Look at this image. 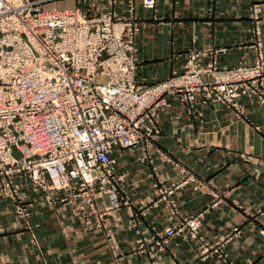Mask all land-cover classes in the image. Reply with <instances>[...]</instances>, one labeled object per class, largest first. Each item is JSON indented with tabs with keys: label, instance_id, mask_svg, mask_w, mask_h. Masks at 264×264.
<instances>
[{
	"label": "crops",
	"instance_id": "1",
	"mask_svg": "<svg viewBox=\"0 0 264 264\" xmlns=\"http://www.w3.org/2000/svg\"><path fill=\"white\" fill-rule=\"evenodd\" d=\"M82 1L59 3L75 10L87 6ZM155 1L153 10L133 2L140 85L182 75L193 57L200 68L220 70L264 59V0ZM88 4L128 16L127 0ZM166 101L157 142L147 152L113 155L122 180L119 207L108 195L92 203L70 195L67 203L46 206L42 194L25 188L31 209L23 217L0 192V264H264V103L241 97L234 107L197 97L189 105L183 95ZM199 214L197 238L179 235L160 248L168 229ZM153 252L156 263L148 256Z\"/></svg>",
	"mask_w": 264,
	"mask_h": 264
},
{
	"label": "built area",
	"instance_id": "2",
	"mask_svg": "<svg viewBox=\"0 0 264 264\" xmlns=\"http://www.w3.org/2000/svg\"><path fill=\"white\" fill-rule=\"evenodd\" d=\"M61 1L0 0V192L23 217L31 209L25 188L50 206L70 195L88 203L108 195L119 207L122 180L113 155L117 149L147 152L157 142L167 95H183L189 105L197 97L234 107L241 97L264 103L262 55L253 67L232 70L203 69L193 57L182 75L140 85L134 0L130 10L127 0L128 16L99 12L89 0L75 10L45 9ZM142 1L144 9L155 8V0ZM205 74L213 81L205 82ZM202 216L168 229L160 248L179 235L197 238Z\"/></svg>",
	"mask_w": 264,
	"mask_h": 264
},
{
	"label": "rangeland",
	"instance_id": "3",
	"mask_svg": "<svg viewBox=\"0 0 264 264\" xmlns=\"http://www.w3.org/2000/svg\"><path fill=\"white\" fill-rule=\"evenodd\" d=\"M84 1V0H83ZM82 1V2H83ZM66 7H70L69 5H65V4H61V3H56V4H52V5H49V6H47L45 9L46 10H51V9H53V8H58V9H60V10H64V9H66ZM98 9V8H97ZM10 200H12V199H10ZM45 205L46 206H48V203L45 201ZM50 206V205H49ZM52 206H54V205H52ZM148 256L153 260V262H157V257H158V255L155 253V252H153V253H148Z\"/></svg>",
	"mask_w": 264,
	"mask_h": 264
}]
</instances>
